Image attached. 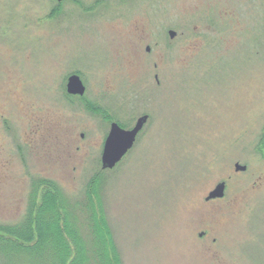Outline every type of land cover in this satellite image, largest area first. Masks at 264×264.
Returning a JSON list of instances; mask_svg holds the SVG:
<instances>
[{
    "label": "rangeland",
    "instance_id": "rangeland-1",
    "mask_svg": "<svg viewBox=\"0 0 264 264\" xmlns=\"http://www.w3.org/2000/svg\"><path fill=\"white\" fill-rule=\"evenodd\" d=\"M144 114L100 177L120 264H264V0H0V222L31 174L79 206L110 124Z\"/></svg>",
    "mask_w": 264,
    "mask_h": 264
},
{
    "label": "trees",
    "instance_id": "trees-1",
    "mask_svg": "<svg viewBox=\"0 0 264 264\" xmlns=\"http://www.w3.org/2000/svg\"><path fill=\"white\" fill-rule=\"evenodd\" d=\"M102 171L88 179L79 206L67 204L56 181L31 174L22 220L0 222V264H120L98 193ZM82 210L87 214L86 228L93 233L90 247L75 226Z\"/></svg>",
    "mask_w": 264,
    "mask_h": 264
},
{
    "label": "water",
    "instance_id": "water-1",
    "mask_svg": "<svg viewBox=\"0 0 264 264\" xmlns=\"http://www.w3.org/2000/svg\"><path fill=\"white\" fill-rule=\"evenodd\" d=\"M174 35L175 32L170 30L169 36L172 38ZM67 91L73 94H83L84 86L78 76L70 75L68 77ZM146 120V114L139 116L133 127L130 129H124L115 122L110 124V128L105 138L101 153L102 169H110L120 161L122 156L132 147L137 133L140 131ZM238 168L239 166L236 164V169ZM244 168L245 166L240 167V169ZM223 190L224 182L217 183L215 187L209 191L206 199L221 197L223 195Z\"/></svg>",
    "mask_w": 264,
    "mask_h": 264
},
{
    "label": "flooded vegetation",
    "instance_id": "flooded-vegetation-1",
    "mask_svg": "<svg viewBox=\"0 0 264 264\" xmlns=\"http://www.w3.org/2000/svg\"><path fill=\"white\" fill-rule=\"evenodd\" d=\"M71 75H76V76H78L79 79H80V76H79L78 74H74V73H73V74H71ZM69 76H70V75H69ZM69 76H68V77H69ZM68 77H67V78H68ZM80 81H81V79H80ZM81 83H82V82H81Z\"/></svg>",
    "mask_w": 264,
    "mask_h": 264
}]
</instances>
